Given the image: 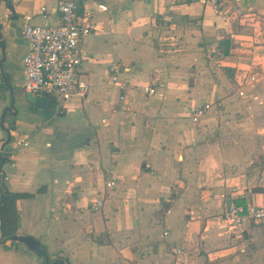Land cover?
<instances>
[{
	"label": "crops",
	"instance_id": "0c3cea01",
	"mask_svg": "<svg viewBox=\"0 0 264 264\" xmlns=\"http://www.w3.org/2000/svg\"><path fill=\"white\" fill-rule=\"evenodd\" d=\"M58 1L0 0L15 27L0 71V202L19 193L16 230L0 218V264H264V222L241 240L223 219L231 203L264 205V0H222L220 13L198 0H76L91 15L78 70L89 91L39 93L42 109L22 97L21 29L28 14L57 23Z\"/></svg>",
	"mask_w": 264,
	"mask_h": 264
},
{
	"label": "built area",
	"instance_id": "2783aa9c",
	"mask_svg": "<svg viewBox=\"0 0 264 264\" xmlns=\"http://www.w3.org/2000/svg\"><path fill=\"white\" fill-rule=\"evenodd\" d=\"M212 5L216 13H220L222 0H198ZM100 11L108 10L105 3H98ZM53 10L60 12L59 21L52 25H41L32 22L31 15L23 17L22 35L26 40L27 50L22 58L23 86L26 91L33 93H52L59 101L72 96L85 97L89 91V83L78 74L83 54L81 40L92 29L91 15L79 9L76 0H59ZM46 17V7L39 10ZM215 65L224 60V49L216 45L209 56ZM120 63L110 65L111 79L117 81ZM251 80L254 77L251 76ZM142 90L153 95L157 92L155 86L144 85ZM124 99V95H120ZM209 107L208 103L191 106L190 113L193 121ZM107 186L114 185L108 181ZM104 203L103 197L91 201L90 208L98 210ZM224 222L230 233L237 239L243 240L246 226L264 222V205L250 204L245 210L241 206L231 203L224 214ZM169 252L179 255L183 252L180 247L170 248Z\"/></svg>",
	"mask_w": 264,
	"mask_h": 264
},
{
	"label": "water",
	"instance_id": "95a60500",
	"mask_svg": "<svg viewBox=\"0 0 264 264\" xmlns=\"http://www.w3.org/2000/svg\"><path fill=\"white\" fill-rule=\"evenodd\" d=\"M6 30H8V34L12 36V34H14L15 27H14L11 17L2 15V17H0V39L3 40L4 38L3 36L5 35ZM0 49L2 53V59H3L2 61H0V68H1L0 71L4 75V68H3V65L1 64L3 61H5V58H6L4 40L2 41V43H0ZM22 97L27 103L35 104L39 108H42V109H46L48 105L50 104L49 98L43 95H39L37 93L25 91L24 94H22ZM9 109H13V106L10 105ZM12 237L13 239H16L18 241L25 243V245L29 249L43 253L42 249L40 248L39 242L35 238L31 236H27V235H13Z\"/></svg>",
	"mask_w": 264,
	"mask_h": 264
},
{
	"label": "trees",
	"instance_id": "16d2710c",
	"mask_svg": "<svg viewBox=\"0 0 264 264\" xmlns=\"http://www.w3.org/2000/svg\"><path fill=\"white\" fill-rule=\"evenodd\" d=\"M1 186V185H0ZM0 187V192H1ZM19 193H5L2 195L0 202V218L3 221L4 232L11 234L16 230L17 226V213L15 208V198Z\"/></svg>",
	"mask_w": 264,
	"mask_h": 264
}]
</instances>
